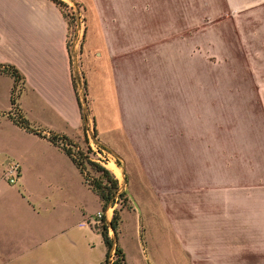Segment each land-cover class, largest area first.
Returning <instances> with one entry per match:
<instances>
[{
    "label": "rangeland",
    "instance_id": "1",
    "mask_svg": "<svg viewBox=\"0 0 264 264\" xmlns=\"http://www.w3.org/2000/svg\"><path fill=\"white\" fill-rule=\"evenodd\" d=\"M64 1L88 120L79 150L119 182L105 220L118 210L117 230L109 226L108 234L123 257L116 261L114 254L111 264H264V47L238 32L264 26V5L236 10L225 0H153L149 23L162 34L170 22L186 53L180 63L172 56L167 76L169 64L156 51L154 99H144L150 86L139 61L138 93L125 94L124 87L127 99L111 108L87 94L83 34L100 11L110 21L117 6L126 15L131 2L146 0ZM244 12L252 16L237 15ZM200 38L201 53L194 51ZM87 159L90 180L109 183Z\"/></svg>",
    "mask_w": 264,
    "mask_h": 264
},
{
    "label": "crops",
    "instance_id": "2",
    "mask_svg": "<svg viewBox=\"0 0 264 264\" xmlns=\"http://www.w3.org/2000/svg\"><path fill=\"white\" fill-rule=\"evenodd\" d=\"M225 3L241 10L264 5V0ZM126 10L130 13L124 15L117 6L110 21L100 11L83 34L87 94L91 100L111 102V108L127 99L124 87L125 94L138 93L139 61H145L150 86L144 99H154L156 51L169 64L167 76L172 56L180 63L186 53L184 39L180 33L172 35L170 22L162 34L149 23L153 0L131 2ZM238 32L258 37L264 47V26ZM67 36L68 21L54 0H0V66L10 65L19 75L0 69V264H105L102 234L88 221L103 209L102 200L67 151L79 147L88 132ZM159 36L163 40L156 44ZM194 51L203 52L201 38ZM11 159L21 164L15 184L4 175Z\"/></svg>",
    "mask_w": 264,
    "mask_h": 264
},
{
    "label": "trees",
    "instance_id": "3",
    "mask_svg": "<svg viewBox=\"0 0 264 264\" xmlns=\"http://www.w3.org/2000/svg\"><path fill=\"white\" fill-rule=\"evenodd\" d=\"M54 1L62 8V10L66 16V11H64L63 6H66L67 3L64 0H54ZM0 69L9 71V72L13 73L16 77H19L16 69L10 65H8L6 68L4 66L3 67L0 66ZM18 122L23 124V125H26L25 121L21 118L18 120ZM67 151L71 156V150L69 148H67ZM73 159L76 162V164L80 167V169L83 171L84 162L86 161L87 158L84 159V157H82L80 160H76L75 158H73ZM87 162L96 170L102 171V173L107 177V179L109 181V183L101 182L100 180H95L93 182L92 181L89 182L90 186L94 190H96V192L99 194V196L102 200V207L104 210L107 208L109 202L112 199H114L115 191H117V188L119 186L118 179L115 176L111 177L112 172L109 170V168L98 163L97 161L92 160V159H87ZM118 216H119L118 210L116 208H114L111 219L108 221V224H103V227L100 230L102 237H103V240H104V243L106 245V254H105V261L106 262L108 261V257L110 255V252L112 249H114V254L116 255V261H119L123 257L122 256V252H123L122 248L118 245L114 246V243H113L114 241H113L112 237L109 236V234H108V226L112 227L114 232L117 230ZM106 262H105V264H106ZM113 264H115V262Z\"/></svg>",
    "mask_w": 264,
    "mask_h": 264
},
{
    "label": "built area",
    "instance_id": "4",
    "mask_svg": "<svg viewBox=\"0 0 264 264\" xmlns=\"http://www.w3.org/2000/svg\"><path fill=\"white\" fill-rule=\"evenodd\" d=\"M67 15H68V12H66V16ZM68 29H69V25H68ZM67 38H68V45H69V41H70L69 40V34H68ZM74 41H75V36L71 40L73 46L75 44ZM69 50H70V47H69ZM70 56L72 59L73 56L71 54V51H70ZM14 117L16 118L17 121L20 119V117L17 116L16 114H14ZM62 145H64V147L67 146L65 144V142L62 143ZM89 145L91 146L92 149H95V147L93 146V143L91 141H89ZM70 150H71V156L73 158H75L76 160H80L84 156V153H82L81 150H79L78 146L71 147ZM83 171H84V175H85V181H86V183H89L91 181L90 176L87 175L85 169H83ZM4 175L10 184H15L19 180L20 175H21L20 161L17 159H11L5 167ZM88 221H89L90 225H92L93 227H96V228L103 227V224H108V222L105 220V210L98 209L97 211H95L90 216ZM108 228H109V226H108ZM113 255H114V252H110V255H109L108 261H107L109 264H111L113 262Z\"/></svg>",
    "mask_w": 264,
    "mask_h": 264
},
{
    "label": "bare ground",
    "instance_id": "5",
    "mask_svg": "<svg viewBox=\"0 0 264 264\" xmlns=\"http://www.w3.org/2000/svg\"><path fill=\"white\" fill-rule=\"evenodd\" d=\"M114 164V163H113ZM115 174L122 175L121 168L117 165V167L114 165L110 168ZM120 175V176H121Z\"/></svg>",
    "mask_w": 264,
    "mask_h": 264
},
{
    "label": "water",
    "instance_id": "6",
    "mask_svg": "<svg viewBox=\"0 0 264 264\" xmlns=\"http://www.w3.org/2000/svg\"><path fill=\"white\" fill-rule=\"evenodd\" d=\"M83 99L85 100L86 99V96L84 95Z\"/></svg>",
    "mask_w": 264,
    "mask_h": 264
}]
</instances>
